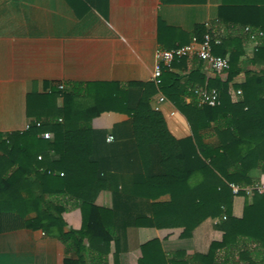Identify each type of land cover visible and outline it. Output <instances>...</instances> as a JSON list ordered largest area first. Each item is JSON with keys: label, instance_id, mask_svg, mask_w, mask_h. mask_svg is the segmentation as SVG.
I'll return each mask as SVG.
<instances>
[{"label": "trees", "instance_id": "1", "mask_svg": "<svg viewBox=\"0 0 264 264\" xmlns=\"http://www.w3.org/2000/svg\"><path fill=\"white\" fill-rule=\"evenodd\" d=\"M225 7L220 10V19ZM249 7L260 11L256 4ZM246 25L264 32V25ZM249 37L229 35L214 46L215 55H230L225 79L208 78L199 68L180 85L177 75L164 70L160 89L191 128V135L183 139L172 136L162 112L151 107L157 91L153 82L71 83L63 89L60 83H46L45 93L30 94L27 115L33 119L32 126L23 132L0 133V232L42 230L64 243V264H108L118 229L115 212L95 204L107 184L95 158L92 121L116 112L131 118L145 170L144 178L135 184V196L154 201L170 195L169 201L150 203L149 213L138 215L134 224L183 228L181 236L190 237L206 219L221 220L222 239L214 241L206 255L164 254L161 242L155 239L142 246L139 264H264V192L255 189L252 198L245 193V188L259 182L252 172L264 173V70H250L245 82H233L242 72V41ZM250 63H264V37ZM135 85L145 91L133 107L128 88ZM197 87L217 89L220 104L200 105L193 93ZM231 88L242 91L237 102L231 97ZM185 96H191L192 102L186 103ZM43 133L53 138L44 139ZM215 137L217 143L206 142ZM154 145L163 169L160 175L148 172ZM231 184L250 199L241 218L233 215ZM70 209L80 210L79 229H67L64 213Z\"/></svg>", "mask_w": 264, "mask_h": 264}, {"label": "crops", "instance_id": "2", "mask_svg": "<svg viewBox=\"0 0 264 264\" xmlns=\"http://www.w3.org/2000/svg\"><path fill=\"white\" fill-rule=\"evenodd\" d=\"M255 1L0 0V133L26 130L33 121L27 115L28 96L45 93L46 83H154L158 48L188 43L207 30L206 23L225 28L227 36L248 34L245 28L249 26L244 24L264 25V3ZM252 4L260 11L249 7ZM242 47V72L233 81L238 84L245 82L248 71L264 70V63H250L255 53L253 42L244 39ZM199 68L211 79H225L227 75L211 71L196 57L174 62L170 72L180 78V85H185ZM156 89L150 103L154 110L163 94L157 86ZM144 91L139 85L128 88L133 107ZM166 100L160 111L169 132L176 139L189 137L192 132L186 118L167 97ZM184 101L189 104L192 97L185 96ZM62 103L60 97L58 105ZM92 128L96 133L95 158L107 184L95 204L115 212L118 229L108 264H139L142 246L155 239L161 242L162 253L181 251L188 256L206 255L211 244L222 239L220 218L206 219L190 237L181 236L183 228L135 225L138 215L149 213L150 203L169 201L170 195H161L154 201L135 196V184L144 178L145 170L128 115L104 113L93 119ZM109 136L114 139L108 141ZM206 142L218 140L215 137ZM156 148L152 146L154 155L148 172L160 175L163 169L155 156ZM263 174L252 172L258 180ZM248 199L233 197L235 217H242ZM64 218L67 229L81 227L80 210L70 209ZM65 257L62 240L42 230L0 232V264H64Z\"/></svg>", "mask_w": 264, "mask_h": 264}, {"label": "built area", "instance_id": "3", "mask_svg": "<svg viewBox=\"0 0 264 264\" xmlns=\"http://www.w3.org/2000/svg\"><path fill=\"white\" fill-rule=\"evenodd\" d=\"M206 27L207 30L201 39L198 37H193L186 44L178 45L174 48H158L156 50L155 66L152 77L155 85L158 88L161 87L164 70L171 69L174 62L184 58L196 57L211 71L215 73H227L230 68V55L228 54L225 57H222L215 55L213 52L214 46L220 45L223 39L227 37V30L221 26L214 27L211 23H206ZM245 30L249 34V38L254 44V50H257L260 45L261 38L264 37V32L257 30L253 31L250 27H246ZM60 88L63 89V85H61ZM193 93L198 99L200 105L215 107L220 104V93L217 89L197 87L193 90ZM230 94L233 101L237 102L242 95V91L231 88ZM166 101V97L163 94H160L158 104L155 106V110L160 111L161 104L165 103ZM40 124V122L36 123L37 126H40ZM31 126L32 122H29L26 126V130H28ZM41 137L47 140H51L53 138L50 133H43ZM113 139L114 138L112 136H109L107 140L112 141ZM39 159H41V157H39ZM230 187L233 190L234 196H241V188L239 186L231 184ZM255 189L259 192H264V174L254 187L245 188L246 196L252 198L253 191ZM225 218L226 217H224V219Z\"/></svg>", "mask_w": 264, "mask_h": 264}]
</instances>
